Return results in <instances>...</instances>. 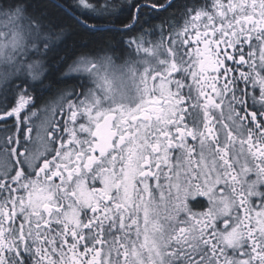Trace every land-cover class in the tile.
Returning a JSON list of instances; mask_svg holds the SVG:
<instances>
[{
	"label": "snow or ice",
	"instance_id": "6c2138e0",
	"mask_svg": "<svg viewBox=\"0 0 264 264\" xmlns=\"http://www.w3.org/2000/svg\"><path fill=\"white\" fill-rule=\"evenodd\" d=\"M173 6L0 0V264H264V0Z\"/></svg>",
	"mask_w": 264,
	"mask_h": 264
},
{
	"label": "trees",
	"instance_id": "16d2710c",
	"mask_svg": "<svg viewBox=\"0 0 264 264\" xmlns=\"http://www.w3.org/2000/svg\"><path fill=\"white\" fill-rule=\"evenodd\" d=\"M65 0H34V3L39 4V5H46L47 9L53 12L56 15H62L60 12V8L57 7L63 6ZM161 2H167V0H161ZM187 0H174V6L169 9L168 13L164 14L163 16L154 19L152 21V24H155L158 21L164 22L166 20H170L171 18H175L178 15L180 16V9L183 4H185ZM201 3H203V0H200ZM147 26V25H146ZM145 26V27H146ZM67 36V46L72 47L78 43H86L88 41V37L86 35H82L78 32H73L71 29L66 33ZM71 83V81L69 82Z\"/></svg>",
	"mask_w": 264,
	"mask_h": 264
},
{
	"label": "flooded vegetation",
	"instance_id": "af4514ba",
	"mask_svg": "<svg viewBox=\"0 0 264 264\" xmlns=\"http://www.w3.org/2000/svg\"><path fill=\"white\" fill-rule=\"evenodd\" d=\"M177 18H179V15L177 17H175V18H171L170 20H166V21H168L170 23H174ZM162 23H164V22L158 21L154 25L159 26ZM181 23H182V20H181ZM167 26H168L167 23H165L164 27L166 28ZM147 27H149V26H146V28ZM159 37H160L159 27H157L156 34L154 36L153 35H149V36L146 37V39L155 40V39H159ZM199 199L204 200V198H199ZM205 206H206V200H205Z\"/></svg>",
	"mask_w": 264,
	"mask_h": 264
}]
</instances>
